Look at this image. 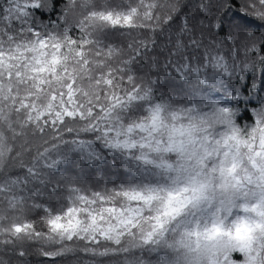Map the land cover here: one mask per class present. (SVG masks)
I'll use <instances>...</instances> for the list:
<instances>
[{
  "label": "snow or ice",
  "instance_id": "1",
  "mask_svg": "<svg viewBox=\"0 0 264 264\" xmlns=\"http://www.w3.org/2000/svg\"><path fill=\"white\" fill-rule=\"evenodd\" d=\"M0 264H264V0H0Z\"/></svg>",
  "mask_w": 264,
  "mask_h": 264
}]
</instances>
